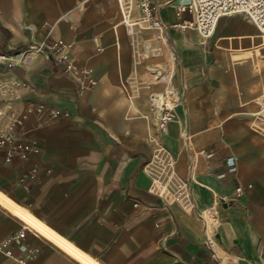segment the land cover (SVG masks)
<instances>
[{
  "label": "crops",
  "instance_id": "0c3cea01",
  "mask_svg": "<svg viewBox=\"0 0 264 264\" xmlns=\"http://www.w3.org/2000/svg\"><path fill=\"white\" fill-rule=\"evenodd\" d=\"M150 2L167 39L145 44L153 77L120 26L132 25L125 0H0V52L30 57L4 74L27 84L13 105L22 123L5 116L0 130L17 124L38 149L11 161L0 149V245L29 228L10 247L39 246L30 264H264V35L235 14L203 42L173 27L190 19L176 10L188 0ZM59 40L96 81L82 94L56 57L29 49ZM171 69L184 103L160 132L148 94ZM229 157L237 171L220 177ZM0 264L19 263L0 250Z\"/></svg>",
  "mask_w": 264,
  "mask_h": 264
},
{
  "label": "built area",
  "instance_id": "2783aa9c",
  "mask_svg": "<svg viewBox=\"0 0 264 264\" xmlns=\"http://www.w3.org/2000/svg\"><path fill=\"white\" fill-rule=\"evenodd\" d=\"M137 5L141 11V16L135 20L136 25L147 22L152 28H159L160 30L156 33L157 36L161 40L164 38L167 43L165 32L161 28L157 15V8L152 5L150 0H138ZM176 10L179 15L185 11L189 12L190 19L174 24L173 27L181 30L192 29L196 31L203 42L211 37L220 17L235 14L246 16L264 35V0H188L187 3L179 5ZM121 15L124 18L122 10ZM29 47L30 50H40L46 53L48 57L51 54L56 57L57 61L64 65V72L75 80L80 94L95 85L96 81L91 76L90 71L81 69L77 62L69 58L64 50L65 45L62 41H56L47 47L36 44ZM29 63L28 51L16 55L0 52V123L5 116L14 118L18 125L22 123V119L16 117L13 105L21 99V91L27 84L20 78H7L4 74L14 71L22 64L28 65ZM173 73L174 71L171 69L169 72V88L167 90L161 93L150 91L148 94L149 107L156 113V127L160 132H164L167 129L168 123L179 122L177 108L173 105H182L184 103L183 93L172 84ZM44 108L45 105L40 106V109L43 110ZM59 114H61L59 110L54 112V116ZM257 115L264 117V108ZM17 124L10 125L7 130H0V149H4V156L7 161H11L17 154H19L20 158L27 159L34 151H38L33 142L27 140L24 134H19L15 131ZM261 130L264 131V126ZM186 138L187 136H185ZM225 163L227 167L219 174L220 177H224L227 173H236L237 171L234 157H229ZM242 193V186L238 185L235 188L236 197H239ZM224 200L227 201L228 197ZM29 230L26 227L22 228L0 245V250L15 258L19 264H30L31 259L35 258L41 250L37 245L28 244L24 246L26 255L17 256L10 247L13 242L21 244L26 239ZM31 231L35 234L34 230Z\"/></svg>",
  "mask_w": 264,
  "mask_h": 264
},
{
  "label": "rangeland",
  "instance_id": "374dc122",
  "mask_svg": "<svg viewBox=\"0 0 264 264\" xmlns=\"http://www.w3.org/2000/svg\"><path fill=\"white\" fill-rule=\"evenodd\" d=\"M137 3H138L137 0H125V5L127 7L126 11L128 10L127 15L129 16L128 19H130L132 21V25L128 26V25H126L125 22H121L120 26L127 27V29L130 30V33L133 37V39L131 38V43L134 44V47L136 46V50L134 49V51H133V48H132V55L134 58H136L135 64H136L137 70L141 69L143 72L148 74V76L150 75L153 77V75L151 73H149L148 67L143 65V58L145 57L143 55L144 51H145V44H146V42H149L151 47H156L157 44H159L160 47H162V48H164V46H163L162 40L156 34L159 30L152 28L147 22H143L141 24L145 27H150V29H154V33L152 32V34L149 36V39H148L149 41H147L146 38L142 37L140 25H136V23H135V20L140 17L139 16L140 12L138 9L139 7H138ZM129 10H130V12H129ZM120 20L122 21V18H120ZM132 47H133V45H132ZM140 66H141V68H140ZM135 75H136V73H134V76ZM141 84L143 85L144 83L142 82ZM263 104H264V98L260 99V105L262 106ZM263 108H264V106H263ZM260 110H262V108ZM254 117L256 118V123L254 125V128L259 132L260 130H258L257 128H258V126H261V127L264 126V117H260V115H257V114L254 115Z\"/></svg>",
  "mask_w": 264,
  "mask_h": 264
},
{
  "label": "bare ground",
  "instance_id": "6f19581e",
  "mask_svg": "<svg viewBox=\"0 0 264 264\" xmlns=\"http://www.w3.org/2000/svg\"><path fill=\"white\" fill-rule=\"evenodd\" d=\"M159 29V28H158ZM160 30V29H159ZM169 57H170V60H171V67L173 66V60H174V55H173V53L172 54H169ZM164 80H170V77H169V75L167 76V77H165L164 78ZM169 85V84H168ZM169 88V86L167 87V88H165V86L163 85V89L165 90H167ZM161 92H163V91H158V93H161ZM174 107H176V108H178V106L179 105H173ZM203 213H205V216H206V219H207V221L208 222H210V221H212V220H214L215 221V217H214V214L213 213H211L210 211H208V210H205ZM204 216V217H205ZM209 225V224H208Z\"/></svg>",
  "mask_w": 264,
  "mask_h": 264
},
{
  "label": "water",
  "instance_id": "95a60500",
  "mask_svg": "<svg viewBox=\"0 0 264 264\" xmlns=\"http://www.w3.org/2000/svg\"><path fill=\"white\" fill-rule=\"evenodd\" d=\"M223 205H224V206H226V205H227V203H223Z\"/></svg>",
  "mask_w": 264,
  "mask_h": 264
}]
</instances>
